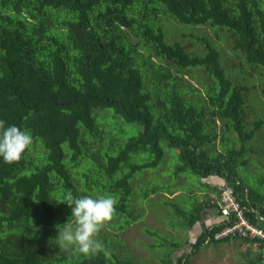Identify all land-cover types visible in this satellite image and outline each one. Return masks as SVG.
I'll use <instances>...</instances> for the list:
<instances>
[{
  "label": "trees",
  "instance_id": "1",
  "mask_svg": "<svg viewBox=\"0 0 264 264\" xmlns=\"http://www.w3.org/2000/svg\"><path fill=\"white\" fill-rule=\"evenodd\" d=\"M160 15L182 25L221 29L233 51L264 68V0H0V120L5 127L30 130L43 150L35 160L26 150L12 164L0 157V264H133L119 257L109 261L103 253L86 257L74 249L60 250L56 225L73 217L67 203L59 201L67 191L81 196L78 175L82 184H92L83 187L86 193L117 194L115 207L122 212L135 174L158 168L165 147L177 150L176 178L196 176L199 186L201 179L218 178L209 191L229 185L246 216L264 229V193L239 173V165L247 162L245 143L264 120L245 129L243 87L226 75L218 48L204 37L198 52L181 41L168 42L154 23ZM173 67L202 68L211 89L205 104L184 98L185 89L196 88ZM144 70L153 76V89L146 87ZM108 109L113 117L142 128L136 135L111 138L108 150L113 153L94 156L89 138L101 134L95 111ZM231 131L238 148L227 144ZM217 139L219 149L212 154ZM97 183L101 188H93ZM161 189L167 188L157 192ZM148 194L145 189L143 199ZM206 207L216 209L219 220L196 230L187 239L190 250L177 261L170 249L163 264H185L202 246L231 239L205 242L226 221L210 197L188 213L176 211L193 231ZM257 247L255 262H262Z\"/></svg>",
  "mask_w": 264,
  "mask_h": 264
},
{
  "label": "rangeland",
  "instance_id": "2",
  "mask_svg": "<svg viewBox=\"0 0 264 264\" xmlns=\"http://www.w3.org/2000/svg\"><path fill=\"white\" fill-rule=\"evenodd\" d=\"M154 23L163 28L168 42L181 41L191 51H201L204 47L201 39L207 38L212 45L218 48L226 75L243 87L245 129L249 130L254 120H264V68L251 66L240 53L233 51L224 31L207 25H182L172 17L163 15L157 17ZM163 64L166 65V62ZM171 71L178 76H184L188 84L195 86L196 90L185 89V99L192 103L205 104L203 97L207 90H211L207 88L210 78L201 67L185 70H177L173 67ZM152 77L149 76L147 70H144L145 84L149 89L154 87ZM158 93L161 95V91ZM152 102L154 103V100ZM157 110L159 109H152L154 116H157ZM108 111H95L102 137L100 134V137L89 138L94 142L93 149L90 151V154L94 153V156L113 153L108 150L111 138L136 135L142 128L140 124L115 118L111 115L112 110L108 109ZM216 125L219 128L222 126L220 121H217ZM232 138H235L234 131L229 133L227 144L238 148L239 140L233 143L230 140ZM245 144L247 151L243 159L247 162L245 165H239V173L249 184L264 193V125L257 129L253 137ZM217 149H219L218 139L213 142L210 151L213 154ZM39 152H43L39 143L33 144L29 150L30 158L37 159ZM177 163H179L177 150L165 147V157L158 168L138 171L135 174L133 193L131 197H128L126 207L122 212H117L114 219L104 226L98 237L109 253L107 256L109 261L119 257L129 259L133 264H163L162 257L170 252V249H174L171 252L173 262L177 261V257L182 252L190 250L187 239L193 237L195 231H189L190 229L183 224L182 217L176 210L181 208L188 213L197 200H207L211 192L206 191L203 195L200 193V180L196 176H191L192 179L183 175L176 178L173 171ZM75 181L81 196L95 198L99 195H109L104 191L86 193L83 187L89 188L92 184L85 181L82 184L81 177L78 175ZM161 186L177 189L178 192L172 197H166L163 193L157 192ZM93 188L101 187L97 183L96 186L93 185ZM151 188L156 191L152 193ZM145 189H148L149 194L143 199ZM55 197L57 198L56 194ZM68 223L74 226V218H71ZM72 250L69 249L70 252ZM258 250L255 243L231 238L228 241L202 246L199 251L189 255L185 264H264L263 261L255 262Z\"/></svg>",
  "mask_w": 264,
  "mask_h": 264
},
{
  "label": "clouds",
  "instance_id": "3",
  "mask_svg": "<svg viewBox=\"0 0 264 264\" xmlns=\"http://www.w3.org/2000/svg\"><path fill=\"white\" fill-rule=\"evenodd\" d=\"M5 121L0 120V157L8 164L18 163L26 150L34 144L30 130L21 129L16 125L5 127ZM59 202H66L71 209L72 223L56 225L58 234L56 243L60 250L74 249L86 257L103 253L109 255L104 243L98 238L104 226L117 215L116 195L74 196L67 191Z\"/></svg>",
  "mask_w": 264,
  "mask_h": 264
},
{
  "label": "built area",
  "instance_id": "4",
  "mask_svg": "<svg viewBox=\"0 0 264 264\" xmlns=\"http://www.w3.org/2000/svg\"><path fill=\"white\" fill-rule=\"evenodd\" d=\"M211 202L216 203L222 215L226 217L219 229L206 236L205 242L233 237H247L255 240L261 248V257L264 263V229L255 225L246 216L245 206L236 198L233 189L226 184H220L218 191L210 194ZM259 214V213H258ZM260 216V215H259ZM231 217V219H229ZM260 219L264 218L260 216Z\"/></svg>",
  "mask_w": 264,
  "mask_h": 264
},
{
  "label": "crops",
  "instance_id": "5",
  "mask_svg": "<svg viewBox=\"0 0 264 264\" xmlns=\"http://www.w3.org/2000/svg\"><path fill=\"white\" fill-rule=\"evenodd\" d=\"M201 182H202V184L200 185L201 186L200 193H202V195H203V193H205L206 191L210 190V186L219 184L220 180L218 178H216V177H208V178H205L204 180L201 179ZM203 184H204V186H203ZM158 192L163 193L166 197H172L178 191H177V189H174V188H172V189L167 188V189H161ZM197 201L203 202L204 200L203 201L197 200ZM216 213H217L216 209H212V208H209V207H206V208L202 209L201 218H200V220H199V222L197 224L198 226L194 229V231L197 232L196 230L199 231L200 229H202L206 225H208L210 223L217 222L219 220V217L217 216ZM191 239H193V238L190 237V240ZM187 242L189 244V241H187Z\"/></svg>",
  "mask_w": 264,
  "mask_h": 264
}]
</instances>
